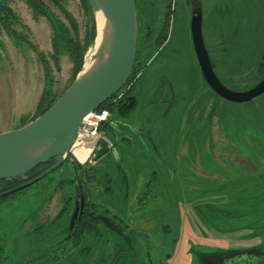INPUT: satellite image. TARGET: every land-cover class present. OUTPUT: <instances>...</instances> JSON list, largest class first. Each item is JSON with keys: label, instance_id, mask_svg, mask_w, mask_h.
<instances>
[{"label": "rangeland", "instance_id": "374dc122", "mask_svg": "<svg viewBox=\"0 0 264 264\" xmlns=\"http://www.w3.org/2000/svg\"><path fill=\"white\" fill-rule=\"evenodd\" d=\"M135 2L136 54L146 65L130 90L138 105L105 138L123 160L128 185L125 190L119 173L112 183L100 172L91 193L93 201L106 205L119 206L118 199L127 197L124 211L137 234L123 260L113 264H217L210 261L231 253L264 254V95L236 104L211 90L192 42L191 0ZM196 4L203 9V36L224 85L234 91L256 86L264 77L259 73L264 0ZM9 5L17 22L9 30L0 26V131L33 121L44 93L59 97L73 77L68 55L58 66L53 61L50 21L24 0ZM66 7L83 39L91 16L81 0H66ZM165 24L167 39L154 45ZM93 53L94 46L85 62ZM112 158L102 163L114 169ZM43 183L0 207V238L9 258L0 264H110L107 255L116 256L109 246L63 256L52 245L63 222H54L59 195L38 209L46 194L34 195ZM40 227L44 230L35 233Z\"/></svg>", "mask_w": 264, "mask_h": 264}, {"label": "water", "instance_id": "95a60500", "mask_svg": "<svg viewBox=\"0 0 264 264\" xmlns=\"http://www.w3.org/2000/svg\"><path fill=\"white\" fill-rule=\"evenodd\" d=\"M88 1L97 24L94 53L45 114L21 128L0 133V181L26 176L51 160L57 163L52 170L60 168L72 154L85 119L118 95L130 81L137 52L135 0ZM98 13L105 18L99 43ZM191 36L203 78L216 95L236 104L248 103L264 95V78L249 90L234 91L218 77L203 36L202 7L192 12ZM88 62L90 67L86 69ZM112 153L128 185L121 156L116 149ZM25 188L27 185L6 195Z\"/></svg>", "mask_w": 264, "mask_h": 264}, {"label": "flooded vegetation", "instance_id": "af4514ba", "mask_svg": "<svg viewBox=\"0 0 264 264\" xmlns=\"http://www.w3.org/2000/svg\"><path fill=\"white\" fill-rule=\"evenodd\" d=\"M191 6L192 12L195 8L200 7L196 4V0H191ZM212 64L215 70L213 61ZM103 134L104 138H107L106 134L113 136L116 134V130H106ZM126 139L130 138L127 137ZM91 143L94 144L95 140L86 143L85 147ZM74 148H77V146ZM113 149H115V145L108 143L106 139L98 143L93 155L92 152L94 148H91L92 151L91 154L89 153V156L78 154V149H74L72 150L73 155L70 154L60 168L52 170L57 163L55 160H51L36 173L29 174L26 177L27 182L22 185H27V188L20 192H24L44 182V189H42V192H38L34 195L36 198H39V195L42 196L43 193L46 194L42 203L38 206V209H45L47 204L52 202L55 196L59 195L58 201L60 203V211L54 222H63V227L62 232L60 231L61 233L59 232L58 236L52 238L50 241L55 248L59 249L60 254L63 256L71 254L68 251H74L75 249L76 251L83 252V254L92 253V246L99 244L115 249V258H112L113 254L107 255L110 264H113L115 261L119 262L123 260L129 247L132 246L135 241L134 235L137 234V232L131 228L128 214L124 211V209H127L126 206H124V204H126L125 200L127 199L126 194L124 193L121 201L118 199L119 206L99 204L93 201L91 196L93 192L92 187L97 185L100 172H103L105 181L112 183H116L114 176L118 173L122 175L115 162L112 153ZM74 156L78 159L81 157L85 160V163H79ZM108 156L113 157L114 169L110 164L102 163V160ZM56 175L57 177H55ZM122 184L125 186L126 190L124 179ZM107 190L110 189L107 188ZM72 225L73 229L71 230ZM69 246L72 247L71 250H67ZM252 253L251 255H246L244 252L239 255L228 254L227 256H229L230 259L226 256L223 259L219 258L215 261L212 259L210 262L217 264H264V254L255 251Z\"/></svg>", "mask_w": 264, "mask_h": 264}, {"label": "trees", "instance_id": "16d2710c", "mask_svg": "<svg viewBox=\"0 0 264 264\" xmlns=\"http://www.w3.org/2000/svg\"><path fill=\"white\" fill-rule=\"evenodd\" d=\"M24 1L27 2L37 14L44 16L50 21L53 31V49H54V54L52 55L53 61L58 66L60 62V58L62 56L68 55L70 57L73 63V71H72L73 77L71 82L72 84L73 81L76 79V77L79 75V73L83 70L86 53L92 46L95 45V41L97 37L96 18L89 1L81 0L84 9L86 10V13L91 16L90 28L88 29V32L83 39L80 36V27L78 22L67 10L66 0H24ZM52 7H54L59 12V15H56L52 11ZM16 22H17V18L15 17V14L13 13L9 5V0H0V26H4L9 30L10 26L15 24ZM167 25L168 24H165L164 26L165 32H163L162 35H160L157 38L154 45L157 44L162 46L164 44V41L167 39L166 37ZM152 48L153 45H150L151 50ZM145 66L146 65L143 62L138 61L136 54V62L132 76L128 84L122 90V92H124V96L121 99H119L118 98L119 95H116L112 100L107 102L100 109V110L103 109L109 110L110 118L107 123H104L100 126L99 132L103 133L106 130L114 131L116 129V124L119 123L120 119H126L133 114V112L135 111L138 105L137 98L135 96L130 95V90L134 85L130 89L128 90L126 89L128 85L134 84V82H136L139 78L143 76V70ZM141 72L142 75L138 78V75ZM259 73L264 74V55L260 59ZM59 97L55 98V96L52 93V90L46 91L39 103L38 113L36 118L45 114L57 101ZM43 166L44 165L32 171L30 175L39 171V169L42 168ZM28 175L0 181V207L10 198H13L14 196L22 193L19 191L13 194L6 195L7 193L12 192L18 189L23 184H25L27 182L26 177ZM42 229L43 227L36 229L35 233L41 232ZM6 247L7 245H5L0 238V262L9 261V258L4 257V254L6 252L5 251ZM252 252L254 251H245L244 254L251 255L253 254ZM238 253L239 252H236L234 254H238ZM231 255H233V253H231Z\"/></svg>", "mask_w": 264, "mask_h": 264}, {"label": "built area", "instance_id": "2783aa9c", "mask_svg": "<svg viewBox=\"0 0 264 264\" xmlns=\"http://www.w3.org/2000/svg\"><path fill=\"white\" fill-rule=\"evenodd\" d=\"M142 75V72L138 75V78ZM137 78V79H138ZM134 84L128 85L127 89H130ZM122 92V91H121ZM119 93L118 98L121 99L124 96V92ZM110 117V112L107 109H103V110H97L95 112H93L92 114H90L84 121L83 126L81 128V131L79 133V136L81 135H95L97 137V143L94 147V150L92 152V155L94 153V151L96 150V147L98 145V143L102 140H104V134L99 132V128L102 124L106 123L108 121ZM79 138V137H78ZM73 155V153H72ZM91 155V156H92ZM90 156V158H91ZM75 158V156H74ZM89 158V159H90ZM76 159V158H75ZM88 159V160H89ZM77 160V159H76ZM78 161V160H77ZM84 164V163H83Z\"/></svg>", "mask_w": 264, "mask_h": 264}, {"label": "bare ground", "instance_id": "6f19581e", "mask_svg": "<svg viewBox=\"0 0 264 264\" xmlns=\"http://www.w3.org/2000/svg\"><path fill=\"white\" fill-rule=\"evenodd\" d=\"M97 21H98V26H99V37L97 39V43H99L101 33H102L103 27L105 25V18H104L102 13L97 14ZM97 43H96V45H97ZM89 67H90V63L88 62L86 64V69H88ZM92 140H95V143L94 144L93 143L88 144V146L85 147L86 146L85 144L88 142H91ZM96 143H97V137L95 135H88V136L81 135V136H79V138L77 139V141L74 145V147L77 146V148L73 147L72 150L78 149V154H82L84 156H89V153L91 154V151H92L91 148H94ZM76 159L81 164L85 163V160H83L81 157H80V159H78V158H76Z\"/></svg>", "mask_w": 264, "mask_h": 264}, {"label": "crops", "instance_id": "0c3cea01", "mask_svg": "<svg viewBox=\"0 0 264 264\" xmlns=\"http://www.w3.org/2000/svg\"><path fill=\"white\" fill-rule=\"evenodd\" d=\"M18 128H21V127L9 128V129L2 130L0 132L2 133V132L10 131V130H15V129H18ZM124 141H125V143H129V139H125Z\"/></svg>", "mask_w": 264, "mask_h": 264}]
</instances>
